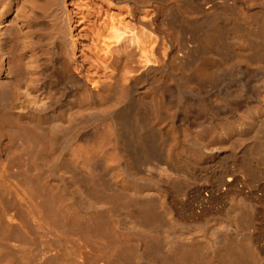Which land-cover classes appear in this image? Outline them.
Segmentation results:
<instances>
[{
    "label": "bare ground",
    "instance_id": "bare-ground-1",
    "mask_svg": "<svg viewBox=\"0 0 264 264\" xmlns=\"http://www.w3.org/2000/svg\"><path fill=\"white\" fill-rule=\"evenodd\" d=\"M0 264H264V0H0Z\"/></svg>",
    "mask_w": 264,
    "mask_h": 264
},
{
    "label": "rangeland",
    "instance_id": "rangeland-1",
    "mask_svg": "<svg viewBox=\"0 0 264 264\" xmlns=\"http://www.w3.org/2000/svg\"><path fill=\"white\" fill-rule=\"evenodd\" d=\"M3 150V149H2ZM8 152L9 153H5L4 152V150H3V152L1 151V157H3L2 159H1V163L2 164H4L5 162H6V160H7V157L6 156H8L7 154H12V152H13V150L11 149V150H8ZM6 154V155H5ZM11 179L10 180H8V183H9V185L12 187V188H18V189H15V192L17 191H19V190H21L20 188H21V183L19 182V180L17 179V177H16V179H14L13 177H10ZM13 179L15 180V181H17V182H15V181H13ZM13 182H14V184H16V185H14L13 184ZM19 183V184H18ZM18 186H20V187H18ZM15 192H14V194L13 195H11L10 197H9V199H11L10 201H13L14 203L16 202L17 203V201L20 199V198H22V196L23 195H21V193L20 194H15ZM16 195V196H15ZM17 198V199H16ZM32 231L30 230V233H31ZM33 233L35 234V232L33 231ZM31 237H32V239L34 240V242H38L39 240H40V238H39V236L37 237L36 236V234H35V236H33L32 235V233H31ZM37 239V240H36ZM39 239V240H38Z\"/></svg>",
    "mask_w": 264,
    "mask_h": 264
}]
</instances>
